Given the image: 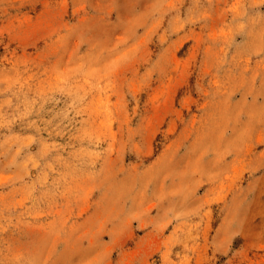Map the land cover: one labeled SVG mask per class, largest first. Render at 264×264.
<instances>
[{"label": "rangeland", "instance_id": "obj_1", "mask_svg": "<svg viewBox=\"0 0 264 264\" xmlns=\"http://www.w3.org/2000/svg\"><path fill=\"white\" fill-rule=\"evenodd\" d=\"M0 264H264V0H0Z\"/></svg>", "mask_w": 264, "mask_h": 264}]
</instances>
